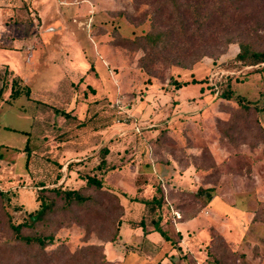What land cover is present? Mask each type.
<instances>
[{
  "label": "rangeland",
  "instance_id": "374dc122",
  "mask_svg": "<svg viewBox=\"0 0 264 264\" xmlns=\"http://www.w3.org/2000/svg\"><path fill=\"white\" fill-rule=\"evenodd\" d=\"M263 1L0 0V47L7 50L0 55L5 58L0 85L2 79L9 84L17 77L19 87H29V96L23 92L10 103L5 100L8 86L0 97V190L3 205L13 209L11 222L22 221L24 211L35 208L39 183L53 188L62 176L59 184L64 181L65 189H79L84 185L77 178L79 172L96 175L106 136L111 138L110 147L116 146L108 165L130 166L129 172L107 175L105 184L115 193L134 194L130 179L136 174L128 161L141 162L138 173H143L147 157L171 165L164 183L171 184L176 172L173 187L183 192L171 205L180 212L179 218L200 207L197 199L205 204V196L195 195L197 185L213 187L206 244L198 246V252L188 247L192 256L185 264H264V72H258L263 65L234 62L239 43L264 49ZM141 29L150 34L171 29V44L181 51L175 56L160 52L153 64L141 69V59L149 62L152 54L144 38H137ZM35 35L39 55L31 53L37 49L34 45L28 46V54L9 48L20 47L18 41L35 43ZM30 59L36 67L33 73ZM172 79L199 83L176 89L168 84ZM226 85L257 103L258 110L221 98L219 86ZM106 129L101 140L100 131ZM121 142L125 144L119 146ZM115 151L131 157L128 165L119 164ZM73 159H82L81 166L66 173L65 166ZM145 177L136 176L135 185ZM94 198L100 218L83 211L80 225L69 221V215L58 214L51 225L56 241L50 248L64 245L74 251L114 233L116 214L103 210L106 200ZM163 204L160 215L167 223L173 215ZM18 205L23 209L14 210ZM122 205L125 210L124 201ZM3 217L0 214V264H14L19 258L8 254L5 243L12 237ZM167 232L171 233L168 228ZM120 236V243L105 246L108 261L149 264L156 256L146 251L140 229L130 223H123ZM161 254L156 259L169 264Z\"/></svg>",
  "mask_w": 264,
  "mask_h": 264
},
{
  "label": "trees",
  "instance_id": "16d2710c",
  "mask_svg": "<svg viewBox=\"0 0 264 264\" xmlns=\"http://www.w3.org/2000/svg\"><path fill=\"white\" fill-rule=\"evenodd\" d=\"M171 1L172 4H174L175 0ZM179 20L181 19L178 16V26L181 29V21ZM173 32L170 29L156 34H150L141 29L139 34L140 36L137 38H144L145 43L151 47L152 51L149 62L141 59V69L147 68L148 64H153L155 62L153 60L156 59L160 52H165L166 55H174L177 51L178 53L181 51L171 44L173 41ZM133 35L136 37L137 33L133 31ZM181 36L185 37L186 31L185 33L182 31ZM126 39L128 38L126 37ZM238 47L239 52L235 55L234 62L239 63L240 66L255 67L263 65L258 72H264V49L261 51L254 50L246 43H239ZM197 58H199L198 55L197 57L191 56V61H195ZM166 62L171 61H168L166 58ZM4 69L10 72L8 67H4ZM1 82L0 97L3 96V87L8 86L9 94L6 99L7 103L16 99L23 92H25L26 96H29V87L26 85L19 87V85H17V77H12V79L9 80V84H6L7 80L4 79H2ZM220 82L221 81H219V83ZM198 83L199 82L195 79H192L190 82L182 83L176 82L172 79L168 84L174 86L176 89H180L188 86L189 84ZM219 87V95L221 98L235 102L242 108H254L258 110L257 103L250 102L244 97L234 94L232 90L228 88V85H226L225 89H223L222 86ZM62 115L68 116L66 113H62ZM23 151H28V153L30 152L27 145ZM99 153L101 159L96 166V175H88L84 172H79L77 174V178L84 182V185L79 189H65V187L62 186L64 181L59 184L62 176H58L56 179V186L53 188L46 187L47 185L45 183H39L36 185L35 188L37 191L33 199L35 208L32 209V211H24L26 214L25 218L15 224H13L10 220L12 219L13 209L11 210L8 206L3 205L2 201H4V199H2V197L4 195L0 190V205H2L0 207V214L4 216L3 218L7 221V226L12 237V239H9L5 244L7 248H10V252L8 254L11 256L17 254L16 257L19 258L14 262V264H111L107 260L104 253L103 243H112L116 241L119 233V227L122 222L123 207L120 204L118 196L104 186V175L108 171L114 169V166L107 167L108 164L106 163V155L108 154V149L103 147L99 150ZM152 158L155 160L154 157ZM28 162L29 157L27 156L25 157V167H27ZM80 163L81 162H69L65 166L66 173L71 167L79 166ZM163 164H168V161H165ZM60 170L61 169H59V171ZM87 191H90L91 193H87ZM213 191V187L208 185L206 188L199 187L195 195L197 197L205 196L207 198L206 201L209 202L212 198L210 195ZM95 195H99L103 200L107 201L106 203L108 206H105L103 210H108L116 214L115 216H117V218L113 223V225H115V228L113 227L114 233L109 238L98 237V244H86L74 251H69L64 245H60L56 248H50L56 241L54 236L55 228H52L51 225L54 224V218L58 214L69 215V221L72 220L80 225L83 224L80 217L81 212L83 211L91 213L94 219L100 218V213L94 208V205H99V203L95 201ZM58 202L61 204H58ZM138 202L144 204L147 207L148 212L152 213V216H155L156 210L160 208L162 203H164L161 187L159 185L156 186L155 195L150 200L140 199ZM22 209L23 205H18V207L14 208V210L17 211ZM152 223L154 231L159 233L165 242L172 243L167 231L163 227L159 226L158 222L154 221ZM139 224L140 227H144L143 221H140ZM58 226L61 227L62 225L59 224L57 227Z\"/></svg>",
  "mask_w": 264,
  "mask_h": 264
},
{
  "label": "crops",
  "instance_id": "0c3cea01",
  "mask_svg": "<svg viewBox=\"0 0 264 264\" xmlns=\"http://www.w3.org/2000/svg\"><path fill=\"white\" fill-rule=\"evenodd\" d=\"M0 34H1V31H0ZM36 38H37V36L35 35V40H36ZM21 39H22V37L19 40H21ZM37 42L38 41L36 40V42L34 43V40L32 41V39L30 41L28 40V42L24 41L22 43L18 41V44H20V47L15 46L13 44L12 46H9V48L10 47L15 48L18 52L20 51V52H24L25 54H28V52H26V49L28 48V46L31 47V45H34L35 48H37L36 49L37 51L32 50L34 52H31V53H33L35 55H39V50L41 47L39 46V44ZM10 43H12V42H10ZM47 48H49V47L47 46ZM2 51L7 52L6 49H4L3 47H0V55L1 56H2ZM33 54H32V56H33ZM1 56H0V64H2V62H3L2 60H5V58L1 57ZM29 63L32 66L31 72L32 71L35 72V70H34V68H36V67H34L35 63L32 62L31 59H30ZM4 64L6 65L8 63L5 62ZM16 75H17V73H16ZM8 94H9V92H8ZM7 96H6V99H7ZM108 129H106L105 131L104 130L100 131V136H101L100 139L101 140L103 139L101 134L106 132ZM97 132H99V131H97ZM104 138H107V139H103L104 141L102 140V143L100 144V146L103 144V145H105L104 147H106L108 149V154L106 155V163L108 164L109 163L108 160L110 158L109 156H112V154H113L112 149L116 148V146L111 148L110 147V144L112 143V141H110L111 138H108L106 136ZM123 144H125V143L121 142V144H118V145L122 146ZM97 148L98 147L96 146L95 150H97ZM123 152L125 153V151H123ZM123 152L121 154H117L118 152L115 151V155L118 158L119 164H121V162H124L125 165H128L127 161L131 157H123L124 156ZM28 155H29L28 157H30V153ZM0 157H1V155H0ZM107 157H108V159H107ZM73 160H74L73 162H81L82 159H73ZM145 161L146 162H145V166L143 167L144 168L143 173H138V170H139L138 167L141 166V165H139V164H141V162H136V161L134 162V160H132V159L130 161H128L129 163L132 164L131 165L132 171L135 169L134 174H136V175H134V177H132V179H130L132 182V185L134 187H136L134 194H131V195H128L127 193H125L123 191L115 193V192L111 191V189L109 188V187H111V186H109L110 184H108V183L105 184V182H107L106 177L109 173L115 172V173L119 174L121 172H124L125 170L129 172L130 166L128 165V166L123 167V168L119 167L118 165L117 166H115V165H108L107 166V167L114 166V169L108 171L104 175L103 180H104L105 187L109 191H111L112 193H114L115 195L118 196L120 204L122 207H123L122 202L124 201L125 210L123 207V216H122V222H121L120 227H119L118 237H117L116 241H114L112 243H109V242L103 243L104 253H105L106 244L120 243V241L122 239V237L120 236L121 228H122L123 223L127 222V223H130V225L132 227L140 229V233L142 234V238L145 241L144 246L146 248V251L148 250V251H151L152 253L156 252V256L153 257L152 259H150L149 264H163V262H159V258L156 259L157 255L160 256L161 253H162L161 256H162L163 260L165 259V261H169V264H174L175 262H177V264H185V262H186L185 258L186 257L189 258L192 256L190 253H188V250H190V249H188V247L191 246L190 248H192L193 250H196L198 252L199 248L202 246L201 244H206L207 231H209L208 229L210 228V225H209L210 222H209L208 215L212 214L211 209H210L212 199L209 202L206 201L205 204L197 199V202H199V204H201L200 205L201 208L200 207L199 208L193 207L190 210H188L187 213H183V215L186 214V217L175 218L174 212H177L179 214V216H180V212L178 210H174L171 203H172V201L175 200L176 197H178L177 194L183 192V190L178 189L177 186L173 187L175 185L174 181H176L175 178L177 175L174 176V173H176V172L173 173V177H172V179H170V181L173 180L171 184L164 183L162 180L166 178L164 176L165 172H166V168H169L171 165L161 164V163L156 164L155 160L152 157H147V159ZM69 162H71V161H68L67 164ZM79 166H81V165H79ZM156 168H158V169H156ZM139 175L140 176H146V177L143 180H139L138 185H135L134 182H136V176H139ZM167 175H168V172H167ZM120 177H122V176H118V178H120ZM178 178H180L179 175H178ZM114 182H115L114 185L118 186L117 179ZM119 184H120L119 186H122V182L121 183L119 182ZM158 185L161 187V190L163 192V199H164L165 204H167V206H169V208L168 207H166V208L170 209V213L173 215L171 220L167 221V223L162 221L161 215H160V210L163 206H165L164 204L156 210L155 216H152V213L148 212L147 207L144 204L138 202L140 199L150 200L155 194L151 197L148 195L146 196V194H148L147 191L150 192V190H151V193H152V190H153V192L155 193L156 186H158ZM192 186H193V184L191 185V188H192ZM199 186L200 185H197L196 188L198 189ZM202 188H206V187H202ZM186 192L187 193L193 192V190H188ZM124 194H126V195H124ZM130 198H134V200L132 199L133 201H130ZM228 206L231 207L232 205H228ZM232 207H234V206H232ZM233 210H238V209L233 208ZM125 211H126L129 218L124 219ZM238 212L242 213L240 210ZM138 217H139V219H138ZM162 218H163V216H162ZM137 220H139L138 223H140V221H143V223H144L143 228L140 227V224H134L135 222H137ZM154 221L158 222L159 226H161V227L164 226L163 228L164 229L166 228L165 229L166 231H167V228L169 229V231L171 233L167 232V234L171 238L172 243L171 242H165L164 239L159 235V233L154 231V227H153V223H152ZM172 232L175 233V236L172 235ZM123 245H125V244H123ZM198 246H200V247H198ZM110 263L114 264L112 261ZM116 263L117 262H115V264Z\"/></svg>",
  "mask_w": 264,
  "mask_h": 264
},
{
  "label": "built area",
  "instance_id": "2783aa9c",
  "mask_svg": "<svg viewBox=\"0 0 264 264\" xmlns=\"http://www.w3.org/2000/svg\"><path fill=\"white\" fill-rule=\"evenodd\" d=\"M214 88L216 89L217 87L215 86ZM134 131H136V133H138V132H139V128H138V127H135V128H134ZM174 216H175L176 218H179V214H178L177 212H174Z\"/></svg>",
  "mask_w": 264,
  "mask_h": 264
}]
</instances>
